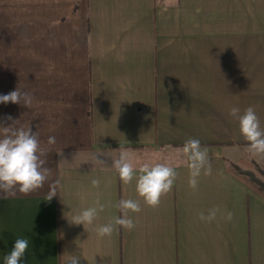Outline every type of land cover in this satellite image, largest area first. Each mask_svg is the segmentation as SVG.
Segmentation results:
<instances>
[{"label":"crops","instance_id":"crops-1","mask_svg":"<svg viewBox=\"0 0 264 264\" xmlns=\"http://www.w3.org/2000/svg\"><path fill=\"white\" fill-rule=\"evenodd\" d=\"M17 88L32 105L0 104V126L38 133L61 187L51 201L47 183L0 193V264L18 238L29 241L20 264H264V197L228 171L264 169L229 115L251 106L264 129V0H0V95ZM189 138L208 149L212 174L193 190L176 167L155 208L111 167L119 149L137 166L175 167ZM121 199L140 200L135 228L99 237ZM97 200L93 224L70 222ZM216 207L232 221L198 219Z\"/></svg>","mask_w":264,"mask_h":264},{"label":"clouds","instance_id":"clouds-1","mask_svg":"<svg viewBox=\"0 0 264 264\" xmlns=\"http://www.w3.org/2000/svg\"><path fill=\"white\" fill-rule=\"evenodd\" d=\"M33 96L17 88L5 95H0V104H22L24 107H31ZM229 115L235 118L239 124L240 134L248 142L247 151L252 156H264V129L261 128L259 117L253 107H248L241 114L238 107H231ZM12 120L11 117L7 118ZM19 121H14L12 126H0V193L4 196L20 194H31L48 185L46 195L47 201H51L61 187L60 180L52 179V169L46 166L45 151L41 148L38 133H33L31 127L15 128ZM47 143L54 145L56 138L50 136ZM119 156L112 160V168L118 174L124 184H129L136 180V192L142 198L145 205L157 207L161 197L169 193L177 177L176 167L186 165L189 169L188 185L191 189L198 188L201 174L209 176L212 174V166L209 152L206 147H202L198 139L189 138L181 147L174 149L176 166H172L168 161L160 162L156 157L145 160L138 166L134 163V158L129 150L119 149ZM62 155V153L60 154ZM93 156L92 159L98 164L104 162ZM137 172L139 173L137 175ZM93 187H98L99 179L91 181ZM98 207L83 209L72 217L70 221L74 225H91L98 215V211L104 210V205L97 200ZM117 207L121 211L119 217H114L113 221L96 229L99 237L111 236L114 226H120L127 230L135 228V221L129 213H139L141 211L140 200L121 199ZM218 213L221 218L231 222L233 214L231 212L221 213L219 207L210 209L205 215L201 212L198 219L202 222H212L216 220ZM29 247V241L25 238H18L8 255L4 257V264H20L24 259ZM68 255V254H67ZM78 255H68L67 264H79Z\"/></svg>","mask_w":264,"mask_h":264},{"label":"trees","instance_id":"trees-1","mask_svg":"<svg viewBox=\"0 0 264 264\" xmlns=\"http://www.w3.org/2000/svg\"><path fill=\"white\" fill-rule=\"evenodd\" d=\"M244 166L247 167L248 170L238 169L239 172H234L232 170H228L229 173L234 176L239 182L243 183L248 187V189H252L256 194L264 197V170L261 169L260 165L253 162L250 164L248 162H244ZM253 169V170H250Z\"/></svg>","mask_w":264,"mask_h":264},{"label":"rangeland","instance_id":"rangeland-1","mask_svg":"<svg viewBox=\"0 0 264 264\" xmlns=\"http://www.w3.org/2000/svg\"><path fill=\"white\" fill-rule=\"evenodd\" d=\"M250 164H253V162H251ZM260 167H261V169H263L262 166H260ZM238 169H241V170H248L249 168L247 169V167H245L244 165L241 166V167H238V166H236V165H234V166L231 165L229 170H232V171H234V172L237 173V172H239ZM250 170H253V169H250ZM263 170H264V169H263ZM262 180L264 181V179H262Z\"/></svg>","mask_w":264,"mask_h":264}]
</instances>
